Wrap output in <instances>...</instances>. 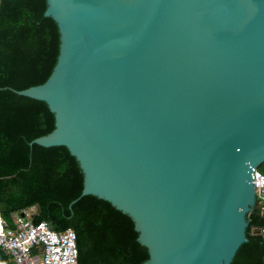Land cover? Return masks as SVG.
Segmentation results:
<instances>
[{
    "label": "water",
    "instance_id": "obj_1",
    "mask_svg": "<svg viewBox=\"0 0 264 264\" xmlns=\"http://www.w3.org/2000/svg\"><path fill=\"white\" fill-rule=\"evenodd\" d=\"M45 4L55 63L15 93L54 123L30 144L67 149L77 198L129 217L141 264H230L264 162V0Z\"/></svg>",
    "mask_w": 264,
    "mask_h": 264
},
{
    "label": "trees",
    "instance_id": "obj_2",
    "mask_svg": "<svg viewBox=\"0 0 264 264\" xmlns=\"http://www.w3.org/2000/svg\"><path fill=\"white\" fill-rule=\"evenodd\" d=\"M45 6V0H0V217L11 226L33 207L31 222L71 229L77 264H141L147 252L129 217L93 195L77 198L80 169L67 149L30 144L54 123L45 102L15 93L41 84L55 63L58 31L43 15ZM257 170L264 175V162ZM246 221V241L230 264H264L263 220L255 206ZM0 264H12L1 251Z\"/></svg>",
    "mask_w": 264,
    "mask_h": 264
},
{
    "label": "built area",
    "instance_id": "obj_3",
    "mask_svg": "<svg viewBox=\"0 0 264 264\" xmlns=\"http://www.w3.org/2000/svg\"><path fill=\"white\" fill-rule=\"evenodd\" d=\"M254 205L263 220L259 229L264 241V175L255 168L251 174ZM33 207L14 216L12 225L0 217V251L12 264H77L74 232L67 228L55 231L45 221L33 223L29 215Z\"/></svg>",
    "mask_w": 264,
    "mask_h": 264
}]
</instances>
